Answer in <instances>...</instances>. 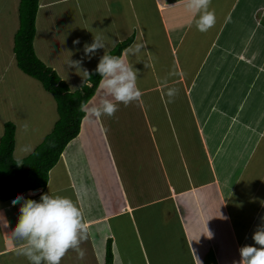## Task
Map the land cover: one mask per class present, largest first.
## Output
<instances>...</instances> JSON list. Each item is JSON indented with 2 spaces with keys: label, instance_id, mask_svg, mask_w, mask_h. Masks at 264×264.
Returning <instances> with one entry per match:
<instances>
[{
  "label": "crops",
  "instance_id": "1",
  "mask_svg": "<svg viewBox=\"0 0 264 264\" xmlns=\"http://www.w3.org/2000/svg\"><path fill=\"white\" fill-rule=\"evenodd\" d=\"M19 2L0 0V137L4 124L13 122L16 160L28 156L58 119L53 96L16 64ZM38 9L35 54L71 91L85 80L67 61L84 57L93 36L109 31L106 49L82 61L89 72L129 36V46L145 44L128 57L139 69L141 100L120 104L112 117L85 114L46 186L21 193L37 201L44 193L69 197L83 211L85 255L69 250L60 264H104L109 241L113 264L238 262L239 249L253 245V233L264 225V0H212L216 24L207 32L197 29L198 17L185 0H39ZM52 13L62 23L47 25L43 15ZM80 18L85 33L71 36L78 25L68 26L80 25ZM89 19L96 29L86 25ZM173 87L178 95L169 102ZM163 109L168 120L175 115L172 124L184 128L187 117L184 123L195 127L198 142L186 150L192 171L185 167L183 174L199 177L191 175L187 185L169 171L173 149L165 147L168 136L157 122ZM183 135L192 139L189 129ZM11 200L0 204V264H29L14 251L22 242L11 237L19 216Z\"/></svg>",
  "mask_w": 264,
  "mask_h": 264
},
{
  "label": "clouds",
  "instance_id": "2",
  "mask_svg": "<svg viewBox=\"0 0 264 264\" xmlns=\"http://www.w3.org/2000/svg\"><path fill=\"white\" fill-rule=\"evenodd\" d=\"M211 2L185 0L186 6L198 17L194 22L200 32H207L216 24ZM73 43L79 44L80 41L76 39ZM106 47L105 37L95 35L91 44L84 45V57L80 60L69 57L67 65L83 72L84 80L91 79L93 73L82 69V61L85 57L90 60L98 50ZM144 48L145 44L136 43L119 56L105 52L100 57L94 70V74L100 76L96 92L91 99L81 104V110L87 116L92 119L112 117L120 104L127 106L141 100L142 91L137 84L139 69L133 66L128 57L139 55ZM166 95L169 102H173L178 89L170 88ZM11 204L19 205V216L11 237L14 241L22 242L14 251L24 256L29 264H60L69 250L75 251L81 259L84 257L85 251L81 244L88 239L89 225L77 202L69 197L44 193L39 201L17 194ZM252 239L255 243L242 246L239 249L240 260L234 264H264V225L257 227Z\"/></svg>",
  "mask_w": 264,
  "mask_h": 264
},
{
  "label": "trees",
  "instance_id": "3",
  "mask_svg": "<svg viewBox=\"0 0 264 264\" xmlns=\"http://www.w3.org/2000/svg\"><path fill=\"white\" fill-rule=\"evenodd\" d=\"M39 0H20L19 27L14 35L13 52L17 67L25 74L37 79L43 88L56 101L58 119L52 130L26 157L13 158L14 131L13 122L4 124L0 137V201H6L17 194L36 188H44L49 170L57 163L64 148L80 131L81 120L85 112L81 104L88 101L99 84V74L93 73L76 90L71 91L56 71L44 64L35 54L33 39L35 35V17ZM131 35L118 42L106 54L119 56L133 41ZM91 85V87L89 86ZM104 264H113L111 242L106 245Z\"/></svg>",
  "mask_w": 264,
  "mask_h": 264
},
{
  "label": "rangeland",
  "instance_id": "4",
  "mask_svg": "<svg viewBox=\"0 0 264 264\" xmlns=\"http://www.w3.org/2000/svg\"><path fill=\"white\" fill-rule=\"evenodd\" d=\"M51 9L54 11L53 7H51ZM38 12H40L39 9H38ZM43 16H44V18L42 17L43 20L46 19L47 21H49L47 23V25L51 24V23H54V25L57 26L59 24V22L62 23L61 18L56 19L55 13H52V17H50L49 14H46V15H43ZM80 20H81L80 25L77 22L76 23L74 22L73 24L70 23V25L68 26V28H69V27H72V26L77 27V25H78V28H77L78 31L76 33H74V31H69V33H71V36H73L75 34H80V36H82V34L85 33V30L81 32V28H82L81 24L83 23L82 22V18H80ZM86 25L90 26V28L96 29V23L94 21L90 20V19H89V21L86 20ZM97 28H99V27H97ZM45 30H47V29H45ZM105 30H104L105 36L104 35L103 36L106 38L107 32H109V31H105ZM65 32H66V30H65ZM54 33L52 35H54ZM87 34H88V32L86 33V35ZM110 40H112V39L110 38ZM39 41L44 43L43 39H39ZM131 63H133V65H135L134 62H131ZM178 106H179V108H184V99H180L178 101ZM183 113L186 114L185 109L182 110V114ZM160 114L161 115L157 119V122H162L163 123L162 126H163V129H164V136L165 137L168 136L167 140L165 142V147L168 145L169 148L173 149V150H171L169 152V155H170L169 158L170 159L173 158L172 160L174 161L173 163H171L173 166L170 165L169 171H171L173 173V175H172L173 177L172 178L174 180H181L182 183L187 185L188 181L191 180V175H193V177H197V178L199 177V176H196L194 174H183L185 167H188L190 169V172L192 171L190 166L192 165L191 162H193V161L192 160H190V161L188 160V156L187 155L189 154V151H186V150H187L188 146H194L195 147V144H197V142H198L196 131H195V127L192 124H191V127H190L188 123H184V122H190L187 117L184 119V122H181V124H184V128H183L182 125L178 126V123L172 124L173 122H177L176 119H175V115L173 113L171 115L173 118L170 119V120H168V118H167L168 115H167V111L165 109L160 111ZM185 126H189L190 128H185ZM184 129L186 131L188 129L191 131V135H192V139L191 140H188V139L184 138V137H186V136L183 135ZM16 145H18L16 147V150L19 153V151H20V143L17 142ZM168 166L169 165H167L166 168ZM153 167H154L153 168V172L156 175L157 169L155 168V166H153ZM141 186H144V185H141ZM1 203L2 202L0 201V204Z\"/></svg>",
  "mask_w": 264,
  "mask_h": 264
},
{
  "label": "water",
  "instance_id": "5",
  "mask_svg": "<svg viewBox=\"0 0 264 264\" xmlns=\"http://www.w3.org/2000/svg\"><path fill=\"white\" fill-rule=\"evenodd\" d=\"M31 191L37 193V192H38V188H37V189H34V190H31ZM31 191H30V192H31ZM35 193H34V194H35ZM26 195H29V192H26Z\"/></svg>",
  "mask_w": 264,
  "mask_h": 264
},
{
  "label": "bare ground",
  "instance_id": "6",
  "mask_svg": "<svg viewBox=\"0 0 264 264\" xmlns=\"http://www.w3.org/2000/svg\"><path fill=\"white\" fill-rule=\"evenodd\" d=\"M30 193V192H29Z\"/></svg>",
  "mask_w": 264,
  "mask_h": 264
}]
</instances>
